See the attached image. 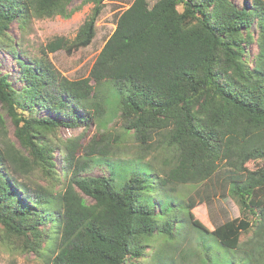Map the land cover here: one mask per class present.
<instances>
[{
    "label": "trees",
    "instance_id": "1",
    "mask_svg": "<svg viewBox=\"0 0 264 264\" xmlns=\"http://www.w3.org/2000/svg\"><path fill=\"white\" fill-rule=\"evenodd\" d=\"M73 1L0 0V50L17 60L24 83L14 89L0 73V224L22 237L24 253L47 264H127L145 253L151 238H175L170 211L182 206L170 205L160 196L164 191L217 179L256 220L237 218L209 233L237 250L254 229L249 246L264 254V0H253L250 9L234 0H158L153 6L134 0L89 77L70 80L47 56L89 46L105 0H78L94 8L76 37L51 40L42 48L45 58H27L30 63L17 55L8 30L12 22L24 29L34 18L69 19L80 9L70 8ZM43 110L53 116L40 117ZM113 115L119 129L109 125ZM6 116L19 144L9 138ZM60 127L83 132L56 143L49 136ZM91 128L97 132L87 141ZM57 148L62 190L29 186L23 179L50 169ZM257 160L262 167L250 170ZM130 161L155 168L136 175L119 167L127 170ZM103 164L109 176L84 175ZM187 205L192 225L208 232L191 212L196 199Z\"/></svg>",
    "mask_w": 264,
    "mask_h": 264
},
{
    "label": "rangeland",
    "instance_id": "2",
    "mask_svg": "<svg viewBox=\"0 0 264 264\" xmlns=\"http://www.w3.org/2000/svg\"><path fill=\"white\" fill-rule=\"evenodd\" d=\"M150 6H153L158 0H148ZM239 8H252L253 0H234ZM134 0H105L102 12L96 21V34L91 44L81 48L78 51L68 54L65 51H58L49 54L47 59L63 77L70 80H79L87 78L90 75L91 69L117 27L119 16L129 9ZM77 9L71 18L63 17L31 19L25 28L20 29L18 23L12 22L8 34L15 38L14 46L17 55L23 60L27 58H45L42 48L51 40L57 37H65L73 40L81 26L91 16L94 8L93 3H84L75 0L71 9ZM6 38V37H5ZM250 52L254 55L258 53L256 43L250 47ZM30 63V61H28ZM0 73L5 76L7 81L14 87L20 90L24 83L19 79V67L17 60L9 53L0 50ZM2 105L0 103V110ZM21 112V111H20ZM25 116H30L34 113L24 111ZM53 116L48 111H42L39 115ZM115 115L108 119L109 125H113L115 129L120 128L118 119ZM115 119V120H114ZM114 121V122H113ZM7 130L10 140L17 142L14 137L15 127L9 117L6 116ZM83 129L60 127L55 132L50 133L49 138L54 142L59 143L60 139L72 138L82 133ZM97 132L95 128L86 131L87 141ZM17 144H19L17 142ZM130 146L129 155L135 156L139 151L134 145V141L128 143ZM148 156V155H147ZM153 154L150 153L148 160L152 159ZM127 159V158H126ZM125 159H121L123 161ZM52 162L54 165L49 169H41L33 175H29L23 179L29 186L35 187L42 185L49 189H54V192H60L63 186V180L57 179V175H62L63 161L62 154L59 149H54ZM260 160L251 161L247 166L250 170H256L262 167ZM127 170L120 162L119 167L123 171H128L131 168L136 169V175L150 174L149 170L154 169V164L149 167L146 162L130 161L125 163ZM109 167V166H108ZM106 165H98L92 167L90 172L84 173L92 176H109L110 170ZM4 175L6 167H3ZM152 171V170H151ZM131 174V173H130ZM160 176V175H158ZM22 180V179H20ZM152 193V195H159ZM151 195V196H152ZM148 196L147 198L151 197ZM163 199L169 200V204L173 206H182V208L170 211V215L175 222L173 232L174 239L169 238H151L144 247V254L141 257L130 258L127 264H264V254L259 251H252L249 242L253 239L254 229L245 233L241 237L242 248L237 250L227 249L209 232L215 228L234 219H253L256 217L249 211L242 208L237 200L232 197L227 191H224L223 183L220 180L214 179L206 185H178L170 194L165 195V191L160 195ZM195 198L197 206L191 210L194 218L201 222L206 230L202 231L194 227L188 216L189 198ZM89 202H92L88 198ZM155 211L161 212V206L158 199H153ZM159 202V203H158ZM30 204V203H29ZM49 226H44L48 229ZM22 237L15 232H8L0 224V264H47L43 258L38 257L35 253H24L19 245H21ZM251 253L254 255L251 260Z\"/></svg>",
    "mask_w": 264,
    "mask_h": 264
}]
</instances>
